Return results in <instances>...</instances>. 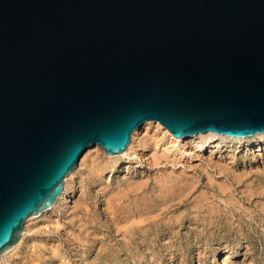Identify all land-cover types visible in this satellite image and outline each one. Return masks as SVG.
Here are the masks:
<instances>
[{
	"label": "water",
	"instance_id": "water-1",
	"mask_svg": "<svg viewBox=\"0 0 264 264\" xmlns=\"http://www.w3.org/2000/svg\"><path fill=\"white\" fill-rule=\"evenodd\" d=\"M147 120L264 132V0H0V255Z\"/></svg>",
	"mask_w": 264,
	"mask_h": 264
},
{
	"label": "rangeland",
	"instance_id": "rangeland-1",
	"mask_svg": "<svg viewBox=\"0 0 264 264\" xmlns=\"http://www.w3.org/2000/svg\"><path fill=\"white\" fill-rule=\"evenodd\" d=\"M185 137L147 120L121 154L86 149L0 264H264V136Z\"/></svg>",
	"mask_w": 264,
	"mask_h": 264
},
{
	"label": "bare ground",
	"instance_id": "bare-ground-1",
	"mask_svg": "<svg viewBox=\"0 0 264 264\" xmlns=\"http://www.w3.org/2000/svg\"><path fill=\"white\" fill-rule=\"evenodd\" d=\"M147 123V122H146ZM145 123V124H146ZM165 128V127H164ZM166 129V128H165ZM167 130V129H166ZM171 134V133H170ZM172 135V134H171ZM173 136V135H172ZM217 137V138H220V139H225V138H227V139H229V140H237V142H240V141H246L247 142V144L246 145H248V146H253V145H256L257 143H258V138L259 137H261V136H264V132H261V133H255V134H253V135H251V136H243V137H233V136H228V135H225V134H217V133H215V132H212V131H208V132H198V133H195L194 135H190V136H186L185 138H191V137H200V138H202V139H205V138H211V137ZM175 139H181V137L180 138H178V137H174ZM199 138V139H200ZM198 139V140H199ZM212 141V140H211ZM217 141V140H216ZM218 141H217V145H218ZM206 144V142H203V143H199V145H198V148L199 149H201L202 148V146H204ZM214 144V143H213ZM212 144V145H213ZM98 146V145H97ZM215 146V145H214ZM196 147V146H195ZM230 147V146H229ZM87 149V155H91V154H93V151L94 150H98V149H100V147H95V146H89L88 148H86ZM111 156V155H110ZM107 157L109 158V156L107 155ZM112 158V157H111ZM114 158H115V156H114ZM87 159V158H86ZM77 165V164H76ZM82 179V178H81ZM79 187V186H78ZM83 188V187H82ZM62 198H64V190L59 194V196L57 197V200L58 199H62ZM108 198V197H107ZM161 198V197H160ZM140 199V198H139ZM143 199V198H142ZM107 201V200H106ZM105 201V202H106ZM108 201H110V200H108ZM163 201V200H162ZM165 201V200H164ZM151 202V201H150ZM80 203V202H79ZM84 203V202H83ZM110 203V202H109ZM147 203V202H146ZM164 203V202H163ZM107 204V203H106ZM54 205V204H53ZM53 205H52V207H53ZM74 205V204H73ZM111 205V204H110ZM159 205V204H158ZM107 206V205H106ZM112 206V205H111ZM164 206H166V204L164 205ZM76 207V206H75ZM79 208V207H78ZM111 208V207H110ZM109 208V209H110ZM162 208V207H161ZM164 208V207H163ZM82 210V209H81ZM113 210V209H112ZM111 210V211H112ZM134 210V209H133ZM126 211V210H125ZM132 211V210H131ZM141 211V210H140ZM139 211V212H140ZM158 211V210H157ZM113 212V211H112ZM137 213V212H136ZM143 213V212H142ZM153 213H155L154 211H153ZM83 214H84V212H83ZM125 214H127V213H125ZM134 214V213H133ZM139 214V213H138ZM144 214V213H143ZM142 214V215H143ZM147 214V213H146ZM146 214H144V215H146ZM157 214V213H156ZM141 215V214H140ZM132 219V218H131ZM134 219V218H133ZM132 219V220H133ZM82 221V220H81ZM126 221V220H125ZM135 221V220H134ZM134 221H131V222H134ZM142 221V220H141ZM144 221V220H143ZM148 221V220H147ZM180 221V220H179ZM146 222V221H145ZM155 222V221H154ZM158 222V221H157ZM141 223V222H140ZM148 223V222H147ZM179 223V222H178ZM131 224V223H130ZM135 224V223H134ZM164 224V223H163ZM132 225V224H131ZM139 225V224H138ZM135 226H137V224L135 225ZM82 227V226H81ZM119 227V226H118ZM127 227V226H126ZM132 227H133V225H132ZM79 228V227H78ZM131 228V227H130ZM128 230V229H127ZM133 230V229H132ZM82 231V230H81ZM80 232V231H79ZM137 232V231H136ZM84 233V232H83ZM82 233V234H83ZM156 233V232H155ZM75 234V233H74ZM135 234V233H134ZM76 235H77V233H76ZM138 235V234H137ZM152 235V234H151ZM81 237H82V235H80ZM79 236V237H80ZM132 236V235H131ZM144 237V236H143ZM150 237V236H149ZM76 238H78V236L76 237ZM83 238V237H82ZM80 239V238H79ZM140 239V238H139ZM80 241H81V239H80ZM83 241V240H82ZM139 241V240H138Z\"/></svg>",
	"mask_w": 264,
	"mask_h": 264
}]
</instances>
